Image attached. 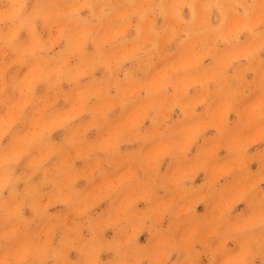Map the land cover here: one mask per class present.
<instances>
[{"label": "rangeland", "instance_id": "374dc122", "mask_svg": "<svg viewBox=\"0 0 264 264\" xmlns=\"http://www.w3.org/2000/svg\"><path fill=\"white\" fill-rule=\"evenodd\" d=\"M0 264H264V0H0Z\"/></svg>", "mask_w": 264, "mask_h": 264}]
</instances>
